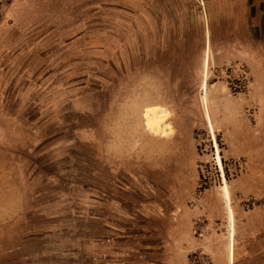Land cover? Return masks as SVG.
<instances>
[{
	"label": "rangeland",
	"instance_id": "374dc122",
	"mask_svg": "<svg viewBox=\"0 0 264 264\" xmlns=\"http://www.w3.org/2000/svg\"><path fill=\"white\" fill-rule=\"evenodd\" d=\"M196 2L154 27L122 25L115 0H0V193L43 175L71 213L124 187L190 213V264L232 243L234 264H264V0ZM43 186L34 213H0V264H74L80 233L48 228Z\"/></svg>",
	"mask_w": 264,
	"mask_h": 264
},
{
	"label": "crops",
	"instance_id": "0c3cea01",
	"mask_svg": "<svg viewBox=\"0 0 264 264\" xmlns=\"http://www.w3.org/2000/svg\"><path fill=\"white\" fill-rule=\"evenodd\" d=\"M143 1L144 7L138 6L134 0H115L116 10H130L125 14L127 17H124L128 21L122 25L129 26L130 20L139 18L140 21L136 22L139 26L155 27L162 24L165 18L167 25L176 26L173 19L177 22L187 19L188 13L199 7L196 0ZM201 1L210 3V0ZM118 3H121L120 7ZM182 23L190 24L189 21ZM19 176L23 177L19 178L20 184L2 189L0 202L7 201L12 205L0 209V213H24L26 210L34 213L29 207H24L23 203L35 198L34 182L42 180L43 185L46 182V189L43 186L40 193L42 200L47 202L42 213L48 219V228L71 230L76 236L80 233L77 238L81 241L74 251V264H190V251L202 247V241L192 233L188 220L191 219L190 213H152L145 196L135 198L124 187L117 190L114 187L102 197L92 195L90 201L80 199L78 205L75 204L79 206L78 209L66 213V210L60 208L62 205L51 211L52 196L56 199L60 190L50 189V178L45 179L42 175L34 179L27 172ZM135 199L137 203L133 205ZM88 202L90 205L83 208ZM222 259V255L217 254L212 257V264H234L233 243L230 245L228 261L224 259L222 262Z\"/></svg>",
	"mask_w": 264,
	"mask_h": 264
},
{
	"label": "trees",
	"instance_id": "16d2710c",
	"mask_svg": "<svg viewBox=\"0 0 264 264\" xmlns=\"http://www.w3.org/2000/svg\"><path fill=\"white\" fill-rule=\"evenodd\" d=\"M252 11H253V7L250 8V15H252ZM233 80V79H232ZM231 79H228V85L230 88H233L235 86H239L240 85V89H238V91H243L245 90V87H246V77L241 75V77H238L237 79H234L236 84H233V81ZM235 90V89H234Z\"/></svg>",
	"mask_w": 264,
	"mask_h": 264
}]
</instances>
